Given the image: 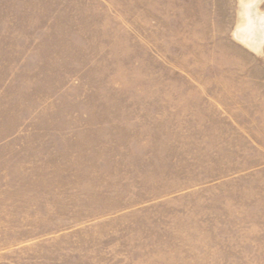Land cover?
Masks as SVG:
<instances>
[{
  "label": "rangeland",
  "instance_id": "374dc122",
  "mask_svg": "<svg viewBox=\"0 0 264 264\" xmlns=\"http://www.w3.org/2000/svg\"><path fill=\"white\" fill-rule=\"evenodd\" d=\"M248 17L264 0H0V264H264Z\"/></svg>",
  "mask_w": 264,
  "mask_h": 264
},
{
  "label": "bare ground",
  "instance_id": "6f19581e",
  "mask_svg": "<svg viewBox=\"0 0 264 264\" xmlns=\"http://www.w3.org/2000/svg\"><path fill=\"white\" fill-rule=\"evenodd\" d=\"M246 30L249 44L257 41L264 44V19L254 20L252 17H248Z\"/></svg>",
  "mask_w": 264,
  "mask_h": 264
}]
</instances>
